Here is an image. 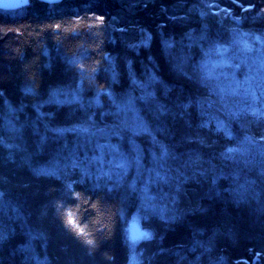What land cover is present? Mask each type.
Returning <instances> with one entry per match:
<instances>
[{"label": "trees", "instance_id": "16d2710c", "mask_svg": "<svg viewBox=\"0 0 264 264\" xmlns=\"http://www.w3.org/2000/svg\"><path fill=\"white\" fill-rule=\"evenodd\" d=\"M263 140L264 0L0 10V264H264Z\"/></svg>", "mask_w": 264, "mask_h": 264}, {"label": "rangeland", "instance_id": "374dc122", "mask_svg": "<svg viewBox=\"0 0 264 264\" xmlns=\"http://www.w3.org/2000/svg\"><path fill=\"white\" fill-rule=\"evenodd\" d=\"M232 49H233L234 51H236V52H240V51L243 50V44L240 43V44H238L237 46L233 47ZM252 52H253V50H252ZM257 65H258L257 62H256V63H252V64H250V66H252L255 70H257ZM257 80H258V79H257ZM246 81H248V80H246ZM259 86H260V85H259ZM247 87H250V86H249V83L247 84ZM257 87H258V86H257ZM246 89L249 90V88H246ZM245 96H246V94H243V95H242V98H244ZM221 118L224 119V118L222 117V115H221ZM263 141H264V140H263ZM134 232H135V233L137 234V236H138V238H137L135 241H133V239L131 238ZM141 233L144 234V235H140ZM128 235H129V237H130V241L133 242V243H137V242H139V241H142V240H144V239L149 238V234L146 233L145 231H143V230L141 229L140 224H139V222H138L137 220H134V221H132V222L130 223Z\"/></svg>", "mask_w": 264, "mask_h": 264}, {"label": "water", "instance_id": "95a60500", "mask_svg": "<svg viewBox=\"0 0 264 264\" xmlns=\"http://www.w3.org/2000/svg\"><path fill=\"white\" fill-rule=\"evenodd\" d=\"M36 1L48 5H57L63 2V0H0V10L2 11H15L22 9L28 5L29 2ZM4 4H14V7H4Z\"/></svg>", "mask_w": 264, "mask_h": 264}, {"label": "snow or ice", "instance_id": "6c2138e0", "mask_svg": "<svg viewBox=\"0 0 264 264\" xmlns=\"http://www.w3.org/2000/svg\"><path fill=\"white\" fill-rule=\"evenodd\" d=\"M3 6H4V7H14V6H16V5H14V4H4ZM101 19H103V18L101 17ZM71 223H72L73 225H75V220H72ZM80 231L82 232V230H80ZM140 235H144V234L141 233ZM131 238L133 239V241H135V240L138 238V236H137V234L134 232ZM89 243H91V241H90Z\"/></svg>", "mask_w": 264, "mask_h": 264}]
</instances>
